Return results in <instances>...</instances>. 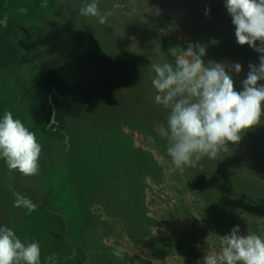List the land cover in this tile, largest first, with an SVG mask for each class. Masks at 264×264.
I'll return each mask as SVG.
<instances>
[{
	"label": "rangeland",
	"instance_id": "374dc122",
	"mask_svg": "<svg viewBox=\"0 0 264 264\" xmlns=\"http://www.w3.org/2000/svg\"><path fill=\"white\" fill-rule=\"evenodd\" d=\"M43 2L0 0V118L11 111L42 146L36 176L0 159V226L38 242L42 264L52 254L56 264H198L236 225L264 237V116L219 160L183 174L154 130L167 111L154 100L153 64L199 43L205 63L241 65L237 91L259 64L236 43L225 0H98L111 12L105 25L79 15L91 0ZM46 79L52 109L64 108L54 129ZM13 192L35 211L13 207Z\"/></svg>",
	"mask_w": 264,
	"mask_h": 264
},
{
	"label": "clouds",
	"instance_id": "9594fccd",
	"mask_svg": "<svg viewBox=\"0 0 264 264\" xmlns=\"http://www.w3.org/2000/svg\"><path fill=\"white\" fill-rule=\"evenodd\" d=\"M47 6L44 0L41 7ZM225 8L235 27L236 43L260 54L258 65L249 64L242 90L235 89L231 74H239L241 65L205 63L206 49L199 43H189L174 64L152 65L154 100L167 111L166 121L154 125V130L166 141V153L181 174L204 158L219 160L221 153L230 151L229 145H238L264 116V84L259 83L264 81V0H225ZM79 15L98 18L105 25L111 12L102 14L98 0H91L79 9ZM7 21L5 16L0 24L6 27ZM41 152L35 133L6 110L0 118V159L8 171L36 176ZM13 195V207L26 209V215L35 211L37 205L29 198L17 192ZM113 255L124 258L119 250ZM0 264H42L39 243L22 242L13 229L0 226ZM45 264H56V255L47 257ZM198 264H264V237L248 231L242 235L236 225L220 236L219 248L206 252Z\"/></svg>",
	"mask_w": 264,
	"mask_h": 264
},
{
	"label": "trees",
	"instance_id": "16d2710c",
	"mask_svg": "<svg viewBox=\"0 0 264 264\" xmlns=\"http://www.w3.org/2000/svg\"><path fill=\"white\" fill-rule=\"evenodd\" d=\"M29 18L31 19V21L33 20L32 16H31V13L29 12ZM20 27H22V25H20ZM45 86L47 88V92H48V96H46V107H45V110L48 111L50 114H49V124L50 125V128L51 129H54V128H58L59 126V116H57V113L59 112L60 114H63V107H62V104L59 103V110H53L52 109V102H51V98H50V94L51 93H54L56 92L55 88H54V83L53 81H51L50 79H46L45 80ZM60 98V97H59ZM60 100V99H59ZM58 111V112H57ZM11 176V175H10ZM9 177V176H8ZM9 179H11V177H9ZM11 189H13V181L11 182V186H10ZM0 195H2V190H0Z\"/></svg>",
	"mask_w": 264,
	"mask_h": 264
}]
</instances>
